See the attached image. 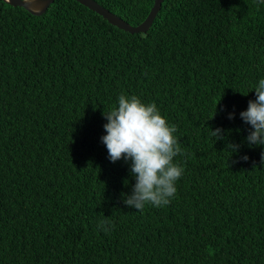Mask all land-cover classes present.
Segmentation results:
<instances>
[{
    "label": "trees",
    "instance_id": "1",
    "mask_svg": "<svg viewBox=\"0 0 264 264\" xmlns=\"http://www.w3.org/2000/svg\"><path fill=\"white\" fill-rule=\"evenodd\" d=\"M94 1L132 27L154 3ZM260 79L256 0H164L145 34L74 0L39 16L0 0V264H264V146L240 118ZM121 93L177 127L167 206L122 201L135 180L101 142Z\"/></svg>",
    "mask_w": 264,
    "mask_h": 264
},
{
    "label": "clouds",
    "instance_id": "2",
    "mask_svg": "<svg viewBox=\"0 0 264 264\" xmlns=\"http://www.w3.org/2000/svg\"><path fill=\"white\" fill-rule=\"evenodd\" d=\"M256 4H264V0H256ZM254 92L255 100L248 102L240 118L250 126L246 142L250 146H264V79L258 81ZM103 117L107 123L101 142L106 146L108 159L112 163L121 160L128 163L130 176L135 180L131 194L122 193L125 206L142 211L146 205H169L177 192V181L184 174V168L174 162L175 157L184 154L175 136L177 127L167 122L155 102L145 103L136 95L124 93L118 96L117 106L104 112ZM228 119H234V113ZM209 130L215 141L225 139L224 129ZM239 147L227 145L231 154ZM242 159L246 161L248 157ZM110 224V219L104 218L98 227ZM104 231L108 234L107 228Z\"/></svg>",
    "mask_w": 264,
    "mask_h": 264
},
{
    "label": "water",
    "instance_id": "3",
    "mask_svg": "<svg viewBox=\"0 0 264 264\" xmlns=\"http://www.w3.org/2000/svg\"><path fill=\"white\" fill-rule=\"evenodd\" d=\"M12 7H19L34 16L42 15L55 0H3ZM94 12L108 24L129 34H145L152 25L164 0H154L153 6L146 19L138 26L132 27L94 0H74ZM264 5V4H263Z\"/></svg>",
    "mask_w": 264,
    "mask_h": 264
}]
</instances>
